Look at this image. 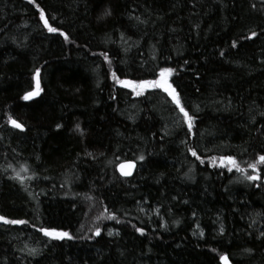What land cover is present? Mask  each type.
<instances>
[{"label": "trees", "instance_id": "16d2710c", "mask_svg": "<svg viewBox=\"0 0 264 264\" xmlns=\"http://www.w3.org/2000/svg\"><path fill=\"white\" fill-rule=\"evenodd\" d=\"M36 3L60 31L28 0H0V216L28 221L0 222V264H221L222 253L264 264V165L248 181L208 160L232 155L247 167L264 154V0ZM37 67L43 91L24 101ZM160 67L177 70L170 81L197 117L192 133L167 93L137 97L111 77L154 79ZM125 160L137 162L129 178L117 171ZM105 209L121 223L96 219Z\"/></svg>", "mask_w": 264, "mask_h": 264}, {"label": "snow or ice", "instance_id": "6c2138e0", "mask_svg": "<svg viewBox=\"0 0 264 264\" xmlns=\"http://www.w3.org/2000/svg\"><path fill=\"white\" fill-rule=\"evenodd\" d=\"M30 4H34L35 7L39 11V18L43 22L44 28L47 29L49 33H57L60 31L56 27H52L49 23V19L46 18L47 14L45 12V9L42 8L38 3H36V0H28ZM255 8V5L252 6ZM111 15V11L108 9H105L103 12V15L99 18L107 17ZM52 21L56 20L55 16L51 17ZM137 20H139V17H136ZM2 31V29H0ZM60 35L64 36L65 40H68L69 37L66 33L60 32ZM259 35L256 31H251L250 34L245 37V39L252 40L256 38ZM231 47L236 48L237 47V41L233 40ZM93 55H96V53H93ZM105 61H107L109 64L111 63V60L109 59L107 52H101L99 53ZM221 56H224V52L222 51L220 53ZM155 59V57H153ZM187 63V61H185ZM177 74V70L172 67H160L156 73V78L154 79H120L119 76H117L115 71H112L111 77L115 81V83L123 88L130 89L131 93L135 94V96L139 97L143 95L148 90H162L164 93H167L169 97H171V101L175 106L179 109V112L183 116L184 123L187 124L188 132L192 133L194 122L197 119L195 115H190L189 111L186 109L184 104L182 103V98L180 93L177 91L178 86H174L172 82H170V78ZM34 80V89L32 91H27L24 93V95L21 97L24 101H31L34 98L40 96L43 89L41 88V69L37 67L34 71L33 75ZM112 99H115V97H112ZM196 111H199V107L197 106ZM262 116H264V113H261ZM8 121L11 124L13 128L20 129L21 131L24 130V125L19 123L16 119H14L12 116L8 117ZM179 123V121L177 122ZM57 128H60L61 125L57 124ZM76 130L80 131V125H76ZM188 151L191 153L193 157H195L201 164H203L205 161L201 159V157L197 154V150L195 148H188ZM140 161H143L145 157L143 155H140L138 157ZM209 162L211 163L212 167H219V168H226L228 172H232L233 169H235L236 172L241 173V176L243 179L248 181H259L261 180L259 165H264V154L258 155L256 159L253 162L247 163V167H242L241 164L237 161V158L232 155H223V156H210L208 157ZM11 167V165H9ZM135 167L134 163H128V164H122L120 165V172L121 175L124 177L131 176L132 169ZM248 169L252 170L253 174H248ZM15 175L11 177L13 180L19 181L21 184L24 183L25 177L21 175V172L16 171ZM22 172H27L28 168L26 166H22L21 168ZM187 175V173L185 174ZM34 177H27V179H33ZM88 199H91V197H88ZM175 199V197L173 198ZM142 210V209H141ZM158 211V210H157ZM107 213V215H105ZM195 212H193V216H195ZM96 219H108V220H116L117 223H121V221L117 218L115 213L108 212L107 209L104 210L99 216L96 217ZM0 222H3L4 224H10V225H26L28 221L23 219H7L4 216H0ZM175 223H179V221H175ZM164 227L165 225H161ZM136 232H138L140 235H145V229L140 227H135ZM199 227V225H197ZM39 232H41L45 237H49L53 240H63L65 238L67 239H73V237L67 232V231H58L56 228H48V227H41L38 229ZM225 231L224 225L220 224L219 227V233L223 234ZM119 235L118 232L114 233L112 230H108L107 235L109 237L113 235ZM93 235L95 237H99L101 235V229L99 227H96L94 230ZM193 235H196L194 232ZM199 235L201 237L204 236V231L201 229L199 231ZM261 237H264V232H260L257 239H260ZM91 238V237H89ZM213 252L217 251L215 248L212 249ZM253 250L251 248L245 249V252L251 253ZM28 254L30 256H36L38 255V251L36 249H29ZM219 260L221 264H230L229 255L227 253H222L219 256Z\"/></svg>", "mask_w": 264, "mask_h": 264}, {"label": "water", "instance_id": "95a60500", "mask_svg": "<svg viewBox=\"0 0 264 264\" xmlns=\"http://www.w3.org/2000/svg\"><path fill=\"white\" fill-rule=\"evenodd\" d=\"M24 130H25V127H24ZM128 163H134L135 164V167L132 169V175L131 176H128L126 178H129V177H132L136 171V168H137V162L134 161V160H127V161H121L120 163H118L117 165V171L119 172V174L121 175V172H120V165L122 164H128ZM122 176V175H121ZM124 177V176H123Z\"/></svg>", "mask_w": 264, "mask_h": 264}, {"label": "rangeland", "instance_id": "374dc122", "mask_svg": "<svg viewBox=\"0 0 264 264\" xmlns=\"http://www.w3.org/2000/svg\"><path fill=\"white\" fill-rule=\"evenodd\" d=\"M171 82V81H170ZM223 169H226V168H223ZM227 170V169H226Z\"/></svg>", "mask_w": 264, "mask_h": 264}, {"label": "bare ground", "instance_id": "6f19581e", "mask_svg": "<svg viewBox=\"0 0 264 264\" xmlns=\"http://www.w3.org/2000/svg\"><path fill=\"white\" fill-rule=\"evenodd\" d=\"M125 161H127V160H125Z\"/></svg>", "mask_w": 264, "mask_h": 264}]
</instances>
